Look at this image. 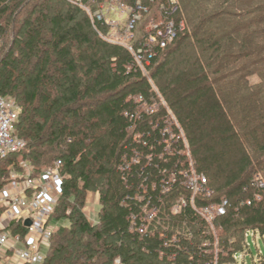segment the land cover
Wrapping results in <instances>:
<instances>
[{
	"label": "trees",
	"instance_id": "obj_1",
	"mask_svg": "<svg viewBox=\"0 0 264 264\" xmlns=\"http://www.w3.org/2000/svg\"><path fill=\"white\" fill-rule=\"evenodd\" d=\"M239 1L176 0L185 30L145 75L82 7L0 0V95L26 143L15 154L34 176L61 162L44 264H231L249 233L264 236V0ZM191 163L207 180L193 202ZM8 178L1 168L0 188ZM223 201L212 230L198 210Z\"/></svg>",
	"mask_w": 264,
	"mask_h": 264
},
{
	"label": "built area",
	"instance_id": "obj_2",
	"mask_svg": "<svg viewBox=\"0 0 264 264\" xmlns=\"http://www.w3.org/2000/svg\"><path fill=\"white\" fill-rule=\"evenodd\" d=\"M158 1L112 0L106 6L99 5L100 9L96 12L86 9L95 26L103 23L114 29L120 26L110 20L107 13L117 6L125 8V13L131 17L130 23L126 24L123 31L116 30L115 36L117 44L125 46L133 58V63L127 65L128 70L137 68L146 71L152 60L172 45L185 30L184 24L174 17L177 11L176 0H162V19L157 22L152 20L149 27H142L144 22L147 23L145 14H149ZM74 2L80 6L86 5L83 0ZM20 112V107L11 97L0 95V161L9 154L19 153L26 148L25 141L15 135ZM23 163L26 171L17 175L21 180L11 181L0 190V264H44L55 231L51 216L61 192V162L44 169L36 176L28 162ZM190 166L191 171L185 172L184 178L192 191L193 202L196 196L205 194L207 180L194 171L192 163ZM226 206L227 202L223 201L220 205L200 209L198 213L209 221L207 214L216 211L217 216L224 215ZM211 217H214L213 214ZM28 220L31 221L29 227L25 226Z\"/></svg>",
	"mask_w": 264,
	"mask_h": 264
},
{
	"label": "rangeland",
	"instance_id": "obj_3",
	"mask_svg": "<svg viewBox=\"0 0 264 264\" xmlns=\"http://www.w3.org/2000/svg\"><path fill=\"white\" fill-rule=\"evenodd\" d=\"M68 1L71 2L72 4L78 5L76 2H74L75 0L74 1L68 0ZM161 1L162 0H159L157 4L152 6L151 12H149V14L148 13L145 14L146 16L144 18H145V21H147V23H145L142 27L147 28V27H149L148 26L150 24L149 22H151L152 20H154V22H157V21H160V19H162L161 10L163 9V7L161 5ZM108 2H112V0H110V1L109 0H103L102 4H100V5L106 6L107 4H110ZM239 2H243L241 4L246 5V4L250 3V0H240ZM246 2H248V3H246ZM98 5L99 4L94 2V1L89 2L88 5H85V6L78 5V6L82 7L83 10L86 11V13L88 14L90 21H91L93 26H95V25L92 22V18L90 17V15L86 9H89L92 12H96L97 10L100 9V7ZM106 16H108V18L110 20L114 21L116 24H119L120 27L112 29L111 27L107 26L105 32H99L100 37L102 39H104L105 41H107L108 43L117 44L118 42H117V39L115 36L116 35L115 31L116 30L123 31L126 24L130 23L131 17L127 13H125V8H123V6H117L116 8H114L112 10V12L107 13ZM180 22H182L184 24V27H185L184 21H180ZM141 33L142 32L140 31V34ZM112 34H114V35H112ZM138 35H139V32L136 33V36H138ZM127 44L128 43H126V45ZM122 47L127 49L125 46H122ZM144 73H145V75H149L148 70L144 71ZM250 81L252 83H256V82H258V77L253 76L250 78ZM13 160H15V162L17 163V167L12 165L11 161H13ZM24 161L25 160H22L20 155H16L15 153L9 154L2 161H0V169L1 168L7 169L8 173H9V178L7 180H5L6 182H5L4 186H6L11 181H14V180L20 181L21 180V179L17 178V175L18 174L22 175L23 173H25L26 169L23 166ZM15 178H17V179H15ZM2 181H4V180H2ZM2 188H0V190ZM98 198L99 197H98L97 193L89 194V199H88V205L89 206L86 210H87V214H88V217L91 220V222H95V220L97 219V216H98V214H97L99 211ZM215 213H216V211H213V213H212L214 216L213 218H215L217 216ZM212 214L206 215L207 218L209 219V221H207V220L206 221L208 222L209 227H212L211 229L214 230L213 227H215V225L212 224V222H213L212 221L213 218L211 217ZM210 219H212V220H210ZM51 224L55 229L59 226V224L54 222V221H51ZM245 243H246L245 244L246 245L245 251L243 253L238 254L235 257L234 262L231 264H264V236L260 235V233L254 234L253 232H251L246 236Z\"/></svg>",
	"mask_w": 264,
	"mask_h": 264
},
{
	"label": "water",
	"instance_id": "obj_4",
	"mask_svg": "<svg viewBox=\"0 0 264 264\" xmlns=\"http://www.w3.org/2000/svg\"><path fill=\"white\" fill-rule=\"evenodd\" d=\"M31 225V221H26L25 226L29 227Z\"/></svg>",
	"mask_w": 264,
	"mask_h": 264
}]
</instances>
